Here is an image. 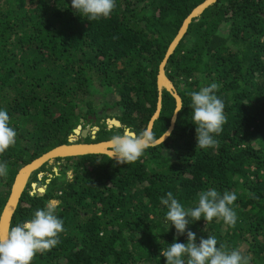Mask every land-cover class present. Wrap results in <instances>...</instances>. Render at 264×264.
<instances>
[{"label": "trees", "instance_id": "trees-1", "mask_svg": "<svg viewBox=\"0 0 264 264\" xmlns=\"http://www.w3.org/2000/svg\"><path fill=\"white\" fill-rule=\"evenodd\" d=\"M205 1L116 0L109 18L89 21L71 0H0V107L17 130L16 143L0 154L8 169L0 177V219L18 172L68 144L88 117L100 129L83 143L108 141L125 128L148 131L159 109L151 132L161 138L171 128L177 99L160 90L161 65ZM164 69L184 107L163 143L130 164L92 153L33 171L10 229L58 200L64 231L31 264H165L160 250L176 233L161 197L171 191L194 207L209 188L236 193L237 220L201 218L189 226L197 243L214 235L217 246L264 264V0L212 3L192 19ZM212 82L226 122L217 146L200 149L188 93ZM111 118L121 126L108 125ZM42 172L51 176L39 181ZM34 182L46 190L33 192Z\"/></svg>", "mask_w": 264, "mask_h": 264}, {"label": "clouds", "instance_id": "clouds-1", "mask_svg": "<svg viewBox=\"0 0 264 264\" xmlns=\"http://www.w3.org/2000/svg\"><path fill=\"white\" fill-rule=\"evenodd\" d=\"M71 7L89 21L106 19L116 8V0H71ZM218 89L219 85L212 82L188 93L191 122L196 126V148H215L217 137L223 131L225 104L217 95ZM183 107V103H178L174 114ZM171 134V130H165L161 139L150 131L133 133L125 128L109 141L110 159L117 164L136 162L147 149L157 147ZM16 137L17 130L10 123L7 109L0 107V154L16 143ZM7 173L6 163L0 162V177H6ZM236 200L235 192L225 190L221 194L215 188L198 193L194 207H185L171 191L161 197L160 202L167 209L165 220L169 227L174 226L176 233L173 242L160 250V255L166 258L165 264H249V258L238 249L228 250L223 243L217 246L214 235L200 237L197 243V234L189 227L201 218L208 223L213 218H222L226 224H235L237 215L233 205ZM58 208L59 203L50 200L43 208L36 209L31 219L17 223L6 236H0V264H31L37 253L57 246L60 233L64 231ZM185 234L186 242H180L179 237Z\"/></svg>", "mask_w": 264, "mask_h": 264}, {"label": "water", "instance_id": "water-1", "mask_svg": "<svg viewBox=\"0 0 264 264\" xmlns=\"http://www.w3.org/2000/svg\"><path fill=\"white\" fill-rule=\"evenodd\" d=\"M216 1L217 0H206L202 5L198 6L196 9L193 10V12L189 15V17L184 22V25H183L179 35L176 37V39L172 43V45H171V47L169 49L167 58L174 51V49L176 48V46L179 43V41L182 38V36L186 33V31L188 29V26L191 23L192 19L197 17V16H199L208 6H210L212 3L216 2ZM167 58L162 63L161 69H160V75H159L160 90H162L163 87H166L168 90H170L174 94L175 98L177 99V104L178 103H182V99H181L180 95L178 94V92L176 91L175 86L168 79V77H167V75L165 73V69L164 68H165V64L167 62ZM162 81L165 82V83L163 84ZM159 106H161V104ZM159 112H160V109L158 110V112L154 116V118H153V120H152V122H151V124L149 126V130L148 131L151 132V129L153 127V121L156 118H158ZM176 115H177V113L175 114L174 119L172 121V126L169 129L171 131L174 128ZM89 119L95 121L96 117H93V116L91 117L90 116ZM110 124L118 126V127L121 126V123L119 121H117V120H114ZM88 133H89L88 129H84L82 131H80V128L76 129L74 131V133L72 135H70L68 144L61 145V146H58V147L52 149L51 151L45 153L40 158H38V159L32 161L31 163L27 164L26 166H24L18 172V174L16 176V179H15V182H14V184L12 186L11 196H10V198H9L7 204H6V207H5V209H4V211H3L2 215H1V219H0V236H6L7 232L10 230L11 220H12L13 214H14L16 208H17V205H18V202L20 200L21 195H22L24 189L26 188V185L28 183V179H29L30 175L33 173L34 170L40 168L46 162L52 163L55 159H57L59 157L65 158V157H68V156H77V155L92 154V153H102V154L110 155V145L105 146V147L99 146L98 149L96 147H91V148L87 149L86 151L85 150L77 151L74 147H78V146H98V145H102V144L103 145L104 144H109L110 140L102 141V142H98V143H83V144L75 143L77 136L81 135L82 137L85 138V137L88 136ZM162 137H161V139H162ZM167 137H165V139ZM63 152H65L64 155H62ZM55 170H56L55 172L58 171L57 168ZM44 191H45L44 188H40V192L41 193H43Z\"/></svg>", "mask_w": 264, "mask_h": 264}, {"label": "rangeland", "instance_id": "rangeland-1", "mask_svg": "<svg viewBox=\"0 0 264 264\" xmlns=\"http://www.w3.org/2000/svg\"><path fill=\"white\" fill-rule=\"evenodd\" d=\"M162 83L164 84L165 82H163L162 81ZM115 119H108L107 120V123H112L113 121H114ZM108 124V125H109ZM111 126H114V125H112V124H110ZM79 128H80V131H82V130H84V129H88V131H89V133H88V136L89 135H91L92 137L91 138H93V139H95V137H96V134H97V132H98V130L100 129V126H99V124H97L96 123V121H92V120H90L89 119V117H88V121H86L85 123H83L82 124V126H79ZM131 131V130H130ZM87 136V137H88ZM83 137L81 136V135H79V136H77V138H76V141H75V143H78V144H83ZM54 162H55V160L52 162V163H49V164H54ZM57 167H53V169H54V171H56L55 169H56ZM49 174V176H51V174L49 173V172H42V173H40L39 174V177H38V179H39V181H41V179H42V177L44 176V175H48ZM70 175V177H72V174L71 173H69ZM30 178H31V175H30V177H29V179H28V182H29V180H30ZM28 184V183H27ZM27 186V185H26ZM46 185H41V184H39V183H37V182H34L33 184H32V191L33 192H39V193H41L40 192V188H44L45 190H46ZM57 202H58V200H56ZM59 203V202H58Z\"/></svg>", "mask_w": 264, "mask_h": 264}, {"label": "bare ground", "instance_id": "bare-ground-1", "mask_svg": "<svg viewBox=\"0 0 264 264\" xmlns=\"http://www.w3.org/2000/svg\"><path fill=\"white\" fill-rule=\"evenodd\" d=\"M117 123V122H116ZM108 145H110V144H102V145H98V146H78V147H74L77 151H83V150H87V149H89V148H91V147H96L97 149L99 148V146H101V147H105V146H108ZM64 153L65 152H63L62 153V155H64Z\"/></svg>", "mask_w": 264, "mask_h": 264}]
</instances>
